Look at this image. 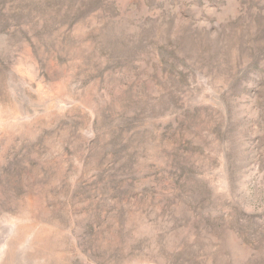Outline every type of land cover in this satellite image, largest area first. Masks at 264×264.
<instances>
[{"label": "rangeland", "instance_id": "374dc122", "mask_svg": "<svg viewBox=\"0 0 264 264\" xmlns=\"http://www.w3.org/2000/svg\"><path fill=\"white\" fill-rule=\"evenodd\" d=\"M0 264H264V0H0Z\"/></svg>", "mask_w": 264, "mask_h": 264}]
</instances>
